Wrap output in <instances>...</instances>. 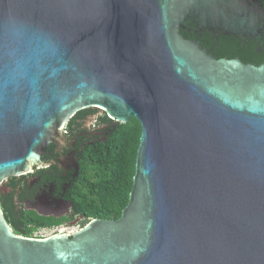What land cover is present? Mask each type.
Wrapping results in <instances>:
<instances>
[{
  "label": "water",
  "instance_id": "obj_1",
  "mask_svg": "<svg viewBox=\"0 0 264 264\" xmlns=\"http://www.w3.org/2000/svg\"><path fill=\"white\" fill-rule=\"evenodd\" d=\"M254 3L0 0V187L83 110L141 129L118 219L27 238L0 207V264H264V63L180 34H258Z\"/></svg>",
  "mask_w": 264,
  "mask_h": 264
},
{
  "label": "flooded vegetation",
  "instance_id": "obj_2",
  "mask_svg": "<svg viewBox=\"0 0 264 264\" xmlns=\"http://www.w3.org/2000/svg\"><path fill=\"white\" fill-rule=\"evenodd\" d=\"M254 1V6L264 9V0ZM182 31L190 36L186 38L180 31L185 39L198 44L213 58L226 48L225 57L221 59H237L243 64L253 66L264 63V30H260L258 34L240 37L221 32L198 31L195 26L189 24ZM245 58H250L251 61L245 62ZM103 115V112L98 115V110L92 109L84 118L70 121L65 128L63 142L50 143L43 149L41 161L46 166L35 168L31 174L5 181L7 192L3 196L12 194L11 200L15 210L30 211L56 220L66 219L56 227L39 229L38 232L54 230L52 235H56L58 227L73 221H78L77 225L80 226L81 218L73 214L72 204L66 197L73 189L80 187L84 162L83 148L96 141V137L101 134L99 131H104L107 127L102 125L94 128L93 132H88L84 124L88 119L98 120L99 116Z\"/></svg>",
  "mask_w": 264,
  "mask_h": 264
},
{
  "label": "trees",
  "instance_id": "obj_3",
  "mask_svg": "<svg viewBox=\"0 0 264 264\" xmlns=\"http://www.w3.org/2000/svg\"><path fill=\"white\" fill-rule=\"evenodd\" d=\"M181 33L186 38L190 37L184 31ZM225 49L215 54L214 58H224ZM244 61L251 59L245 58ZM91 110L77 113L71 121L84 118ZM102 125L107 127L99 131L101 134L96 137V141L83 148L80 187L73 189L66 197L72 204L73 214L81 218L79 228L93 219H118L128 202L132 186L140 125L133 118L126 124L116 123L105 114L99 116L94 128ZM12 198V194L0 195V207L6 222L17 235L34 238L33 235L39 229L56 227L66 221L65 218L56 220L30 211L15 210Z\"/></svg>",
  "mask_w": 264,
  "mask_h": 264
},
{
  "label": "rangeland",
  "instance_id": "obj_4",
  "mask_svg": "<svg viewBox=\"0 0 264 264\" xmlns=\"http://www.w3.org/2000/svg\"><path fill=\"white\" fill-rule=\"evenodd\" d=\"M100 113H101V111H98V115H100ZM94 126H96V118L95 119L94 118L88 119L84 124V127L88 132H93L96 129V128L94 129ZM5 187H6V182H4L2 184V186L0 187V195L6 194L7 191L5 190ZM77 224H78V221L66 223L65 225L58 227L56 232L58 234H60V233L70 234L71 232H73L79 228V226ZM53 232H54V230H50L48 232H46V231L35 232L33 237L34 238H37V237L38 238H44V237L49 236L50 234L52 235Z\"/></svg>",
  "mask_w": 264,
  "mask_h": 264
},
{
  "label": "clouds",
  "instance_id": "obj_5",
  "mask_svg": "<svg viewBox=\"0 0 264 264\" xmlns=\"http://www.w3.org/2000/svg\"><path fill=\"white\" fill-rule=\"evenodd\" d=\"M18 75H23V69L22 67L20 68L19 72L17 73ZM15 78V77H14Z\"/></svg>",
  "mask_w": 264,
  "mask_h": 264
}]
</instances>
